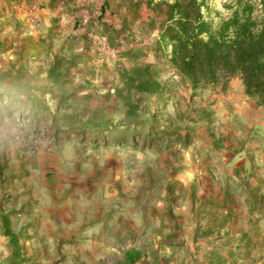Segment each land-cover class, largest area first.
Segmentation results:
<instances>
[{
    "label": "rangeland",
    "instance_id": "rangeland-1",
    "mask_svg": "<svg viewBox=\"0 0 264 264\" xmlns=\"http://www.w3.org/2000/svg\"><path fill=\"white\" fill-rule=\"evenodd\" d=\"M225 1L208 3L226 13ZM73 2L72 12L87 7ZM6 4L3 35L22 11L15 1ZM23 9L20 32L41 30L38 3ZM115 11L107 8L98 22L95 12L94 20L60 17L63 25L73 17L74 31L69 47L50 39L52 66L47 53L20 66L5 63L3 235L33 231L9 223L36 219L11 192L21 185L39 194L40 206L48 203L31 221L52 239L47 264H264V110L245 97L238 78L224 90L192 95L187 80L149 48L155 32L148 36ZM102 21L115 37L93 24ZM12 35L4 39L13 44ZM93 35L118 48L116 55L98 53ZM247 111L256 124L235 137L233 121ZM224 136L243 152L231 157L219 148ZM234 165L239 181L229 172Z\"/></svg>",
    "mask_w": 264,
    "mask_h": 264
},
{
    "label": "trees",
    "instance_id": "trees-1",
    "mask_svg": "<svg viewBox=\"0 0 264 264\" xmlns=\"http://www.w3.org/2000/svg\"><path fill=\"white\" fill-rule=\"evenodd\" d=\"M208 2L101 0L100 10L114 6L148 36L155 32L149 48L187 80L192 95L206 87L224 90L238 78L264 108V0H226V13Z\"/></svg>",
    "mask_w": 264,
    "mask_h": 264
},
{
    "label": "crops",
    "instance_id": "crops-1",
    "mask_svg": "<svg viewBox=\"0 0 264 264\" xmlns=\"http://www.w3.org/2000/svg\"><path fill=\"white\" fill-rule=\"evenodd\" d=\"M15 1V3L20 4L19 6L22 8V11L20 13L19 19L14 21V28L16 31L15 34L13 32L4 34L0 30V73L3 72V70L6 68L5 63L9 64H15L17 66H20L21 64L26 63V59L30 56L33 57H39L43 54L47 53L48 57L47 60L49 62V66L54 65V61L56 57V51L50 52L51 49L50 39H56L57 41L62 42V46L65 45V47H69V38L73 36V24L70 25V21L74 19L70 16V19L67 20L66 24L63 25V21L60 20V17H64V15H68V13H72L73 16H77V19H84V18H90L95 17V13L97 15V22L100 21V19H103L104 16H101V10L100 5L101 1L97 2L96 0H85V4L87 7H90L93 12L89 8H83L82 11L72 12L71 9L74 8L73 6L77 4L76 2H73V0H33L38 3L40 6V11L43 18V27L41 30L35 31L34 33H21L24 25L26 24V15L24 12L23 7L25 6V3L31 0H3L0 1V13L3 14V5L4 8H6V3H10ZM84 2V0H81ZM95 6V8H94ZM90 12V13H89ZM95 12V13H94ZM115 14V13H114ZM108 19V18H107ZM106 19V20H107ZM94 20V19H93ZM97 22H93L96 26L100 27V33L105 36H112L115 37L116 34L114 33L111 35V32L113 33L111 29L110 23H105L102 21L100 24ZM99 28V29H100ZM104 33V34H103ZM14 34V35H12ZM88 34V33H87ZM16 36L14 40V43L11 39H4V36ZM9 38V37H7ZM53 56V57H52ZM54 58V59H51ZM15 62V63H14ZM52 62V63H51ZM2 95L5 93H1ZM0 94V96H1ZM245 97L249 98V100H252L256 103L257 106L262 107L260 104H257V102L250 98L246 93ZM256 113H251L247 111V114L243 115L241 113L238 114L239 118H242L243 121H233L237 123L238 125L233 126L235 129V137L238 136L239 132L243 133L245 131V126H248L247 123H250L249 125L256 124L254 122V119L257 117L255 116ZM250 122H249V121ZM246 124V125H245ZM4 126V124H0ZM243 126L242 128H240ZM232 137L231 139L235 138ZM223 142L218 144L219 148H227L228 153H231L234 156L239 155L241 152H243V148L238 146L237 141L229 140L227 139V136L222 137L221 139ZM221 146V147H220ZM239 166L243 165V163H239ZM237 169V166L234 165L229 169L230 175L236 178V180L239 181V178H241V175L238 177L235 176V173H233ZM239 172V169H237ZM3 178L5 179L3 175V165L2 162H0V264H38L40 260H43L46 264L48 261H45L46 255L49 253L50 249H47V244H50L52 242V239L49 235L45 234L42 235L37 229L40 227L37 223H32L31 221H34L37 219L38 209H42V207H48V203H44V206H40L41 200L38 199L37 193H32L31 191H28V189H24L21 185H14L13 190L11 191L12 194H17L18 196V202L19 206H22L23 209H28V206H31V211H33V215H35L36 219L32 216L29 221L22 220V217L17 219L16 221L10 220L9 223L15 224L19 227V229L25 228V227H33V231H31L30 235H24V234H9V235H3V207H6L8 204H5L3 206ZM13 185V184H11ZM33 191V190H32ZM14 196V195H9ZM12 197H9L11 200ZM7 198V196L5 197ZM37 202V204H36ZM30 208V207H29ZM7 211H13V208L7 207ZM18 211H21L22 208L16 209ZM35 211V212H34ZM30 224V225H29ZM39 227V228H37ZM35 230V231H34ZM13 233V232H12ZM26 236V237H25ZM42 250H46L45 253H43ZM50 259V254L47 257Z\"/></svg>",
    "mask_w": 264,
    "mask_h": 264
},
{
    "label": "built area",
    "instance_id": "built-area-1",
    "mask_svg": "<svg viewBox=\"0 0 264 264\" xmlns=\"http://www.w3.org/2000/svg\"><path fill=\"white\" fill-rule=\"evenodd\" d=\"M92 38L94 39L95 44L97 45L98 53L101 51H107L110 53L111 56H115L118 48L110 46L108 41L104 39L103 37H98L93 35Z\"/></svg>",
    "mask_w": 264,
    "mask_h": 264
}]
</instances>
